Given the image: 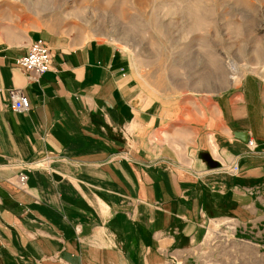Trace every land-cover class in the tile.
<instances>
[{
  "label": "crops",
  "instance_id": "crops-1",
  "mask_svg": "<svg viewBox=\"0 0 264 264\" xmlns=\"http://www.w3.org/2000/svg\"><path fill=\"white\" fill-rule=\"evenodd\" d=\"M40 39L54 61L34 82L15 62ZM13 89L28 111L14 109ZM263 92L245 76L192 122L146 98L111 43L40 29L0 40V264H169L213 221L264 248Z\"/></svg>",
  "mask_w": 264,
  "mask_h": 264
},
{
  "label": "rangeland",
  "instance_id": "rangeland-1",
  "mask_svg": "<svg viewBox=\"0 0 264 264\" xmlns=\"http://www.w3.org/2000/svg\"><path fill=\"white\" fill-rule=\"evenodd\" d=\"M33 29L115 45L141 93L186 108L192 122L201 108L207 121L214 100L237 93L245 76L264 90V0H0L1 41ZM213 222L203 243L169 264H264V248Z\"/></svg>",
  "mask_w": 264,
  "mask_h": 264
},
{
  "label": "built area",
  "instance_id": "built-area-1",
  "mask_svg": "<svg viewBox=\"0 0 264 264\" xmlns=\"http://www.w3.org/2000/svg\"><path fill=\"white\" fill-rule=\"evenodd\" d=\"M54 61V52L50 45L44 40H38L31 44L29 52L26 56L16 60V66L20 68L27 78L34 82H39L44 74L49 72ZM9 97L13 103V107L18 112H26L30 109V102L24 95L22 90L13 89L9 92ZM249 147H254V142L248 143ZM238 166H233L232 173L238 172ZM28 182V175L21 172L18 175V187L23 189Z\"/></svg>",
  "mask_w": 264,
  "mask_h": 264
},
{
  "label": "water",
  "instance_id": "water-1",
  "mask_svg": "<svg viewBox=\"0 0 264 264\" xmlns=\"http://www.w3.org/2000/svg\"><path fill=\"white\" fill-rule=\"evenodd\" d=\"M236 138L242 141H248V137L245 133H236Z\"/></svg>",
  "mask_w": 264,
  "mask_h": 264
}]
</instances>
